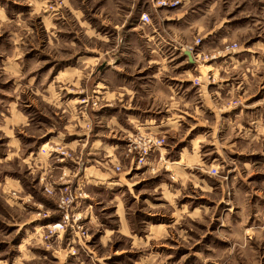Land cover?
<instances>
[{
  "label": "clouds",
  "instance_id": "obj_1",
  "mask_svg": "<svg viewBox=\"0 0 264 264\" xmlns=\"http://www.w3.org/2000/svg\"><path fill=\"white\" fill-rule=\"evenodd\" d=\"M139 2L0 0L9 45L0 46V85H9L0 96L13 98L0 100V128L47 137L23 147L13 137L0 159V168L27 171L44 198L8 181L5 223L16 230L0 231V264H54L40 248L61 262L71 254L77 264H104L114 246L133 253L118 264H264V96L244 103L264 86V0H233L227 12L244 3L248 20L212 42L205 38L224 23L225 0L202 9L204 0H172L181 5L172 14L158 11L167 0H146L137 12ZM92 17L108 30L97 31ZM60 32L75 36L65 42ZM217 57L225 59L206 64ZM32 106L37 113L22 114ZM133 168L141 171L126 179ZM53 212L63 228L31 223ZM68 229L67 242L56 235Z\"/></svg>",
  "mask_w": 264,
  "mask_h": 264
},
{
  "label": "crops",
  "instance_id": "obj_2",
  "mask_svg": "<svg viewBox=\"0 0 264 264\" xmlns=\"http://www.w3.org/2000/svg\"><path fill=\"white\" fill-rule=\"evenodd\" d=\"M232 2L233 0H225V2L222 4L221 6V9H222V12H227V9L232 6ZM208 3H209V0H204V2L200 5H198L197 7L198 8H205L208 6ZM244 3H239L238 6H233L232 7V10L230 12H227V16L226 18L224 19V23L216 29L215 32H212L208 37L205 38V41H208V42H212L214 41L220 34L224 33L227 29H230L234 26H237V25H243L246 21L245 19H238V14L245 10V9H241V6H243ZM150 5H148L146 3V0H140V2L137 4V12H140V11H143V10H146ZM13 9L15 10H19V9H27V8H30L31 5H21V4H16V5H13L12 6ZM181 7V5L179 4L176 8L174 9H169V8H162L160 9L159 11H164V12H168L169 14H172V13H175L177 10H179ZM234 14V15H232ZM235 17V18H234ZM237 18V19H236ZM245 18V17H244ZM248 20V17H246ZM9 19H11V17H9ZM136 19V16L134 15L132 17V20H135ZM188 19V16H185V17H182L180 19H175V18H170L168 19L167 21H165V23H168V24H182L184 23V21H186ZM88 22L93 26V27H96L98 24L100 25L99 28H97V31H100L101 34H103V31H106L108 30V26L106 25H102L100 24L99 20L96 18V17H92L88 20ZM130 24H131V21H130ZM47 31H50L48 29H45L44 32L47 33ZM51 31H54V29H52ZM125 31H127V27L125 28ZM134 35V34H133ZM57 36L61 39V40H64L65 42L69 41V40H72V38L75 36V33H69V32H60V33H57ZM7 37H8V33H3V35H0V46H3V47H9L8 45V41H7ZM204 41V43H205ZM44 43H47V41L45 40ZM53 43H55V40H53ZM203 43V44H204ZM44 44L41 45V47H43ZM36 50L34 49L33 52H29V53H26L25 56L23 57L24 59H28L29 56H32L34 54ZM89 55H93V56H96V55H99V53H96V52H93V53H89ZM225 58L224 57H218L217 59L213 60V61H210L209 65H213V64H218L220 61L224 60ZM59 63L61 64H66V63H70V61H67V60H64V61H60ZM51 65H44L43 68L40 70V71H43L44 69L50 67ZM103 67L102 65H98L97 68H101ZM192 66L191 65H185L184 68L185 70L187 69H190ZM177 71H180V69H178ZM211 75V71H209V73ZM53 75H55V72L53 73ZM201 75H203L201 73ZM10 83V82H9ZM185 86L191 88V85L193 84V81L192 80H186V81H183L182 82ZM3 88H5V90L8 89L9 85L8 84H4L3 86H1ZM75 87V85H73V88ZM196 87H199V86H196ZM209 90H211V88H209ZM191 91H195V89H191ZM191 94V93H190ZM68 96L69 97H83V93H79V92H76L74 90H68ZM257 97V96H256ZM256 97H253L254 99H256ZM13 98L11 97H7V96H0V100H4V101H10L12 100ZM30 109H32V111H35V106H32L30 108H26L24 110V112L22 113L23 115H28L29 113H31L32 111H30ZM2 110V109H0ZM107 109H101L100 111H106ZM232 111H237L236 109H232ZM5 115L6 116H9L10 117V113L8 112H5ZM48 119L47 116H44L42 115L41 116V119ZM186 119L188 120H195L197 124H199V121L196 120L195 117H193L191 114H189ZM40 122V121H39ZM204 127V125H199V127L197 128H194L193 131H199L200 128ZM0 132L6 137V143H5V146L7 148H9L10 144H11V141L13 139V137H15L17 140H20V143H21V147H23L25 144V140H24V137H22L20 134L23 135V133L21 132H18V131H13L11 128L8 129V131L6 132L3 128H0ZM10 133V134H9ZM31 138L35 139L33 144H39L41 142H43L44 140L47 139V137H41L39 141H37L36 137H32L30 136ZM28 138V137H26ZM186 141H182V143H184ZM33 149H29V152H31ZM7 154H3L0 156V159H4L6 158ZM128 174H131L128 173ZM2 182H0V190L3 194H10V191L8 189V181H13L12 179H8V177L6 175L3 176V179L1 180ZM14 181H19V180H14ZM20 185H21V182L19 181ZM22 187V185H21ZM23 188V187H22ZM11 190H14L15 191V188L13 187ZM38 222L37 221H34L32 224H37Z\"/></svg>",
  "mask_w": 264,
  "mask_h": 264
},
{
  "label": "rangeland",
  "instance_id": "obj_3",
  "mask_svg": "<svg viewBox=\"0 0 264 264\" xmlns=\"http://www.w3.org/2000/svg\"><path fill=\"white\" fill-rule=\"evenodd\" d=\"M168 4V5H171L172 3H175V2H172V0H167V2H165L164 4ZM164 4L160 5V8L158 9V11L162 8H169V9H174L177 7V5L175 7H165L163 6ZM26 5V4H24ZM101 5L100 4H97V7H100ZM241 9H245V4L243 6H241ZM242 12V11H241ZM240 12V13H241ZM240 13L238 14V19H245V21H247L246 19V16H242L240 15ZM234 15V14H232ZM245 17V18H244ZM235 18V17H234ZM237 19V18H236ZM240 19V20H241ZM207 65H209V61L206 62ZM204 74V73H202ZM210 75V74H208ZM3 86V85H0V87ZM214 85H209V88H213ZM257 96V97H256ZM256 96H250L247 100L244 101V103L246 104H252L254 101H256L257 99H259L261 96H264V86L261 87L260 91L257 93ZM253 97H256V99H254ZM237 110V109H236ZM30 111H32V109H30ZM246 111H249V112H255L256 109H247ZM38 110L35 109V111H32L31 113H37ZM41 116L42 114L40 115H36V119L37 121L41 122V123H44L46 121H48V119L44 118V119H41ZM22 137H24V144H33L34 140L33 138H31L30 136H24L22 134H20ZM28 137V138H26ZM6 137L0 132V156L3 155L4 153L7 154L8 153V149L6 146H5V143H6ZM30 149V148H29ZM237 154H233V156H236ZM259 154H253L251 157H247V159H255ZM17 160H19V157L16 158ZM241 159H245V157H241ZM141 170H136L135 168H133L131 174H127V176L125 177L126 179H130L133 175H136L140 172ZM27 171H25L24 173H21L19 170L15 169V168H0V182H2L1 180L3 179V176L6 175L8 177V179H12V180H19L21 182V185L24 189V193H27L29 195H32L33 199L34 200H37V202H41L43 203L44 202V198L42 197H39V194L36 192L35 188L32 187V182L30 181H27L25 179V177L27 176ZM257 177L256 176H253L251 179L255 180ZM155 179V177L153 178ZM35 183H39V177H37ZM151 181L149 180H144V181H141L140 184H137V185H134L133 186V190H136V189H139L141 184H144V185H147V184H150ZM127 187V186H125ZM11 191H14V190H11ZM5 196H10V194H3L0 190V216H3L4 219L3 220H0V231H4L5 233H11V232H14L16 230V225H10L8 223H5V220H8L10 219V215H9V211L8 209L11 207V205H8L6 201H4L3 197ZM143 198V197H142ZM203 199V198H202ZM185 200H191V197H188V198H185ZM21 203H23V201H19ZM46 207H51L52 209H55L56 205L54 204V202L52 201H47V203L45 204ZM25 207H29V205L25 204ZM53 220H57L58 219V216L59 214L58 213H55L53 212ZM41 218H37V219H34L31 223H33L34 221H37L39 225H42L45 227V224L47 225L49 221H44V220H40ZM153 219H157V218H153ZM251 223V221H250ZM31 225H26V227H30ZM24 235L23 233V230L18 233V235L13 239L12 241V244L15 245L16 242L18 240H20V238ZM63 241L67 242L69 239H70V234H65L62 238H61ZM7 247L6 244H0V250H3ZM65 247H66V243H65ZM199 247V246H198ZM35 252H37L38 254H40L41 256H47L50 260H52L54 262V264H77L76 262V257L74 255H68L66 258L63 259V261L61 262V259H60V256L59 255H53L51 250L49 249H45V248H40V249H36L34 250ZM178 252H182V251H186L184 249H178L177 250ZM113 252H114V255L112 256H109L105 261H104V264H118L119 261L123 260L124 257L126 256H129V255H133V253H130L128 251H118L116 246L113 247Z\"/></svg>",
  "mask_w": 264,
  "mask_h": 264
},
{
  "label": "built area",
  "instance_id": "obj_4",
  "mask_svg": "<svg viewBox=\"0 0 264 264\" xmlns=\"http://www.w3.org/2000/svg\"><path fill=\"white\" fill-rule=\"evenodd\" d=\"M178 6L179 4H177V3H172L171 5H168L167 3L166 4H164L163 6H165V7H175V6ZM204 43V41H201V44H203ZM218 58V57H217ZM217 58H215V59H217ZM210 61H213V60H209V62ZM197 86H199V85H197ZM54 155H56L57 153H53ZM136 170H139V169H136ZM41 219V221L42 220H44V221H49L48 222V224L46 225L45 224V227H57V226H59L60 228H63V224H62V221H61V218H60V215L58 216V219L57 220H53V215H48V216H42V217H40ZM70 232H71V230L70 229H68V230H64L63 232H60V231H58L57 233H56V235L57 236H59L60 238H62L65 234H70Z\"/></svg>",
  "mask_w": 264,
  "mask_h": 264
}]
</instances>
